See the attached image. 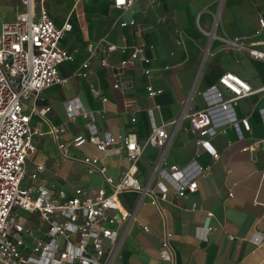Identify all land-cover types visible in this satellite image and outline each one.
Listing matches in <instances>:
<instances>
[{
	"label": "crops",
	"instance_id": "obj_1",
	"mask_svg": "<svg viewBox=\"0 0 264 264\" xmlns=\"http://www.w3.org/2000/svg\"><path fill=\"white\" fill-rule=\"evenodd\" d=\"M112 3L113 0L44 2L58 26L72 23L73 29L64 36L61 47L75 57L59 68L65 82L25 101L27 113L33 108L48 109L45 116H32V126L37 131L36 150L27 160L29 171L33 172L40 162L45 163V169L36 180L28 179L25 184H44L71 196L78 187L103 186L101 176L89 173L78 159L98 157L117 180L132 167L121 142L109 153L100 151L89 140L80 145L73 143L78 136L88 137L90 127L89 120L80 114L69 117L68 102H73L75 109L94 114L101 136L108 132L121 140L133 132L141 144L151 132L153 116L161 125L186 113L207 111L213 124L224 129L211 140L219 158L214 159L197 146L196 133L184 130L190 127L188 119H182L178 128L167 126L173 138L166 152L159 146L146 147L133 168L142 182L149 180L164 152L168 166H187L196 160L209 166L210 172L199 179L198 191L188 199L178 198L173 188L164 183L171 191L170 200L164 202L165 222L160 210L139 193H123V207L136 211L138 220L149 231L132 222L122 224L115 263L172 264L160 255L167 225L173 232L176 264H264V243L258 246L250 240L255 233L264 235V148L254 147L257 140L264 139V90L240 99L229 111L212 103L216 96L211 91L217 85L224 99L232 97L219 85L220 77L227 72L240 76L254 89L264 88V59L254 58L248 51L256 42L264 50V31L260 30L264 0H136L127 10L115 8ZM5 8L9 14L2 13ZM22 9L19 0H0V29L10 13L14 20ZM133 20L135 25L121 26ZM104 38L118 46L108 55L109 68L102 65V54H98L90 61L88 75H77L89 57L87 45ZM140 46L151 58L152 79L148 81L142 74L143 64L130 62L124 68L121 87L114 88L117 80L110 70L129 60ZM148 83L163 92L150 97ZM232 116L238 118V125L231 123ZM243 119L250 122V130L244 127ZM52 125L66 127L61 138L69 143L66 156L61 155L51 135ZM246 146L253 148L245 152ZM210 212L214 215L211 230L207 231ZM105 244L108 251L114 247L109 241Z\"/></svg>",
	"mask_w": 264,
	"mask_h": 264
},
{
	"label": "built area",
	"instance_id": "obj_2",
	"mask_svg": "<svg viewBox=\"0 0 264 264\" xmlns=\"http://www.w3.org/2000/svg\"><path fill=\"white\" fill-rule=\"evenodd\" d=\"M135 1L113 0L112 6L127 10ZM19 2L23 9L14 20L4 22L0 29V264H118L114 260L115 248L121 239L122 224L132 222L149 231V227L138 220L136 211L131 212L123 207L120 196L127 192L139 193L160 210L165 222L167 213L164 202L170 200L171 191L164 183L173 188L178 198L188 199L198 191L199 179L210 172L209 166H203L196 160L187 166L167 165L165 152L173 138L167 126L178 128L182 119H188L190 127L184 130L196 133L197 146L206 150L214 159L219 158V152L211 140L224 133V129L213 124L207 111L186 113L180 119L158 125L150 110L154 123L147 140L141 144L133 132L121 140L108 132L101 136L94 124V114L75 109L73 102H68L69 117L75 118L80 114L89 120L90 127L88 137L78 136L73 143L80 145L89 140L100 151L109 153L121 142L126 156L133 163L132 167L117 180L108 174L107 166L98 157L87 156L76 161L83 164L89 173L99 174L103 181L102 187H78L69 196L65 191L55 192L44 184L26 185V180H36L45 169V163L40 162L33 172L29 171L27 160L36 150L34 136L37 131L32 126V116H45L48 109L33 108L27 113L24 109L25 101L31 96L38 97L43 90L55 84L65 82L59 68L64 62L73 61L75 56L61 47L62 39L73 29L72 23L67 21L58 26L44 6L45 0ZM135 24L133 20L130 23L122 22L121 26ZM260 30L264 31V18H260ZM259 44L253 43L248 51L252 57L264 59V50L258 48ZM87 50L89 57L76 73L84 77L88 75L91 59L98 54H102V65L109 68L108 55L117 51L118 46L104 38L89 43ZM130 62L143 64L142 74L148 81L152 79L151 58L145 54V48L140 46L135 48L129 60H123L120 67L110 70V74L117 80L114 88L121 87L124 68ZM219 85L232 93V97L226 100L217 85L211 88L216 96L212 103L219 104L225 111L231 110L240 99L264 90L254 89L250 83L232 72L223 74ZM146 89L150 97L163 92L150 83ZM96 94L99 95V92L96 91ZM132 120L136 121L135 118ZM230 121L234 125L240 122L236 116H232ZM241 122L250 130L248 119ZM65 132L64 125L51 126V135L63 156L67 155L69 145L61 140ZM149 145L162 147L165 152L154 166L149 180L142 182L133 168ZM260 145L264 148V139L254 143V147ZM251 148L246 146L243 151ZM196 206L193 203V208ZM213 215L212 212L207 214V231L211 230ZM172 239L173 232L166 225L160 255L163 260L176 264L177 252ZM250 240L260 246L264 243V235L255 233ZM106 241L112 243V250L108 251Z\"/></svg>",
	"mask_w": 264,
	"mask_h": 264
},
{
	"label": "rangeland",
	"instance_id": "obj_3",
	"mask_svg": "<svg viewBox=\"0 0 264 264\" xmlns=\"http://www.w3.org/2000/svg\"><path fill=\"white\" fill-rule=\"evenodd\" d=\"M4 2H6V0H4ZM16 2V1H15ZM6 5V4H5ZM1 7H3V6H1ZM6 7V6H5ZM7 8L8 9H11V6L9 7V5H7ZM3 12L2 13H4V14H7L8 13V10H6V8H5V10H2ZM9 14V13H8ZM11 20H13V15L10 13V16H8V18H7V20L6 21H11ZM25 216L27 215V214H24ZM33 218H35V215L33 216Z\"/></svg>",
	"mask_w": 264,
	"mask_h": 264
}]
</instances>
